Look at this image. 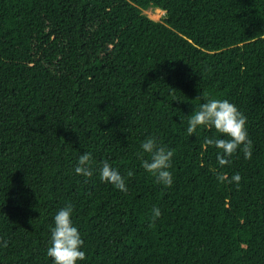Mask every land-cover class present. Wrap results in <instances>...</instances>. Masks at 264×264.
<instances>
[{
	"label": "trees",
	"instance_id": "obj_1",
	"mask_svg": "<svg viewBox=\"0 0 264 264\" xmlns=\"http://www.w3.org/2000/svg\"><path fill=\"white\" fill-rule=\"evenodd\" d=\"M211 98L247 117L251 159L221 168L205 139L228 137L187 133ZM153 136L174 150L171 187L142 167ZM86 152L91 177L74 172ZM69 203L78 264H264V0H0V264H54Z\"/></svg>",
	"mask_w": 264,
	"mask_h": 264
},
{
	"label": "clouds",
	"instance_id": "obj_2",
	"mask_svg": "<svg viewBox=\"0 0 264 264\" xmlns=\"http://www.w3.org/2000/svg\"><path fill=\"white\" fill-rule=\"evenodd\" d=\"M201 126L214 127L217 132L228 137L227 139H205L206 145H212L220 150L217 154V161L221 168L230 164L231 157L238 150L244 153L245 159L252 158L253 142L249 138L247 130V117L229 100L211 98L201 103L188 119L187 133L192 135ZM141 148L142 153H138V155L142 160V167L155 177L157 183L171 187L173 176L169 169L172 167L174 150L158 143L154 136L148 137L141 144ZM144 154H147V158ZM74 172L84 177L93 175L91 153L86 152L79 157ZM99 175L102 181L112 184L120 191L127 192L125 177L108 161L102 163ZM133 175L134 173L129 170L127 176L132 177ZM217 180L222 183L225 181L234 182L238 186L242 176L235 173L229 179L227 174L221 172L217 174ZM161 214L158 207L152 209L150 227L155 224ZM72 216L73 205L71 203L61 208L54 216L50 246L46 250L47 256L52 258L54 264H78V261H83L86 258V253L81 250L84 246V240L78 226L74 224ZM0 246L8 247V241L3 237H0Z\"/></svg>",
	"mask_w": 264,
	"mask_h": 264
},
{
	"label": "rangeland",
	"instance_id": "obj_3",
	"mask_svg": "<svg viewBox=\"0 0 264 264\" xmlns=\"http://www.w3.org/2000/svg\"><path fill=\"white\" fill-rule=\"evenodd\" d=\"M150 17L160 20L165 17L166 11L165 9L158 7V6H153L148 9L144 10Z\"/></svg>",
	"mask_w": 264,
	"mask_h": 264
}]
</instances>
